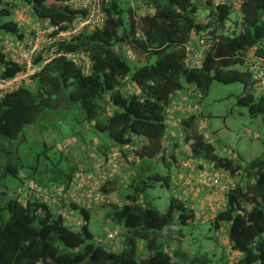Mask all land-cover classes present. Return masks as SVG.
Returning <instances> with one entry per match:
<instances>
[{
  "label": "trees",
  "instance_id": "16d2710c",
  "mask_svg": "<svg viewBox=\"0 0 264 264\" xmlns=\"http://www.w3.org/2000/svg\"><path fill=\"white\" fill-rule=\"evenodd\" d=\"M21 1L39 26L44 20L56 25L43 32L49 36L83 10L69 0ZM99 5L100 26L82 27L69 38L46 42L31 56L39 68L29 81L0 95V264H214L206 252L189 256L169 243H176L182 224L194 221L192 190L185 196L180 189L178 195L171 194L163 211L146 196L154 181L170 183L169 171L160 173L158 164L185 171L202 167L204 161L240 178L221 192L223 200L208 218L216 229L225 224L221 230L236 254L234 264H264V149L242 166L232 162L203 136L194 113L177 119L185 165L175 161L179 141L173 140L169 149L164 142L174 126L167 127L168 101L182 89V80L193 83L201 95L212 80L238 81L242 89L236 103L251 114L264 113V81L256 77L264 66V0H99ZM230 5L238 11L232 26L227 23ZM14 7V2L0 0V78L13 76L24 65L3 50V34H13L18 41L25 35L12 16ZM194 40L202 45L197 62L189 59L188 44ZM48 52L52 55L44 60ZM127 58L137 64L131 67ZM129 82L133 91L125 90ZM252 89L259 91L256 99ZM73 103L83 108V118L95 130L105 132L123 153H132L121 178L114 173L99 184L106 194L120 190L121 200L111 210L120 225V252L90 240L88 206L46 194L52 189L46 197L36 191L8 193L7 176L21 179L22 127L45 107ZM64 206L79 213L77 229L56 211ZM136 238L147 249L139 257L134 256Z\"/></svg>",
  "mask_w": 264,
  "mask_h": 264
},
{
  "label": "rangeland",
  "instance_id": "374dc122",
  "mask_svg": "<svg viewBox=\"0 0 264 264\" xmlns=\"http://www.w3.org/2000/svg\"><path fill=\"white\" fill-rule=\"evenodd\" d=\"M7 1L15 3L12 16L18 21L25 35L27 34V38L33 39L31 29L33 26L38 27L40 23L32 15L30 7L21 0ZM217 1L219 0H215ZM228 1L230 3V0ZM230 7L227 23L232 26L231 22L238 16V11L235 6ZM200 12L204 13V10H199ZM47 36H42L38 46L41 43L44 45ZM19 41L13 34H3V50L16 53L24 49L27 46L26 41L25 46L19 45ZM188 46L193 50L189 54L200 51L202 47L197 40L189 42ZM35 51H32L30 58ZM124 55L129 53L125 52ZM192 61L197 62L195 59ZM127 62L131 67L135 63L129 58ZM256 67L257 64H254L253 69ZM260 70L264 78V66H261ZM182 84V89L168 101L167 127H172V124L174 126L168 131V142L164 140L167 149L175 139L181 144L179 148L175 147L178 152L175 160L177 163L185 165L181 156L186 152L185 144L181 142L182 137L176 135L179 131L177 119L188 113L196 115L195 123L198 129L213 144L215 151L229 157L232 162L242 166L250 158L261 154L264 149V113L251 114L245 105L236 103V94L242 89L240 82L222 83L212 80L203 95L195 89L193 83L182 80ZM131 86L132 83H126L125 90L133 91L134 86L132 89ZM252 93L256 99L259 91L252 89ZM83 115V108L77 103L45 107L34 122L22 127L18 142L19 160L22 162L19 169L21 179L7 176L8 193L19 191L23 195L26 191L33 194L36 191L43 197H46V194H57L65 203L73 200L88 206L87 225L91 233L90 240L104 245L111 251L120 252L123 248L120 225L111 217L112 208L121 200L120 190L114 188L106 194L99 190V184L105 177L114 173L121 178L128 168L132 153H123L119 145L114 144L105 132L95 130ZM186 166L189 168L187 164ZM209 166L210 164L204 161L202 167L195 165L194 168L179 171L173 165L168 170L166 165L158 164L156 169L160 173L169 171L170 183L167 186L161 181H154L146 188V196L159 211H163L171 194L178 195L177 190L180 189L178 191L185 196L192 190L193 196L189 205L194 210V221L182 224V234L178 235V241L169 243L184 250L189 256L206 252L214 264H234L236 254L228 248L226 233L221 230L225 224L216 229L208 218L223 200L221 192L230 186L233 180L240 178L238 174L230 177L224 170ZM175 169L176 172L173 173ZM118 187L121 189L120 185ZM47 189H52V192H47ZM46 199L49 201L48 197ZM56 211L65 217V224L74 229L78 228L80 215L76 210L64 206L56 207ZM146 252L143 242L136 238L134 256L139 257ZM221 257L225 261L218 259Z\"/></svg>",
  "mask_w": 264,
  "mask_h": 264
},
{
  "label": "built area",
  "instance_id": "2783aa9c",
  "mask_svg": "<svg viewBox=\"0 0 264 264\" xmlns=\"http://www.w3.org/2000/svg\"><path fill=\"white\" fill-rule=\"evenodd\" d=\"M68 3L77 8H83V10L74 16L68 25L65 28L58 29L56 33L51 36H48L45 42L54 39H64L69 38L70 35L75 34L82 27H86L87 29H92L94 26H100L102 23L103 13L100 9L99 0H69ZM44 26L38 27L36 29V36L41 38V34L43 32H48L51 30H55L56 25H46V20H44ZM40 36V37H39ZM201 42L202 40L199 39ZM27 48L19 50L17 54H13L12 57L18 61L23 62V68L16 74L7 78H0V95L5 91H8L16 86L27 83L30 79V75L39 68V64L33 63L31 58L29 57L32 53L33 49L38 47L36 42H29ZM42 45V44H41ZM41 45L39 47H41ZM52 55V52H48V54L43 56V59L46 60L49 56ZM43 60V61H44ZM256 77L260 78V81L263 82V73L261 70L256 72Z\"/></svg>",
  "mask_w": 264,
  "mask_h": 264
},
{
  "label": "clouds",
  "instance_id": "9594fccd",
  "mask_svg": "<svg viewBox=\"0 0 264 264\" xmlns=\"http://www.w3.org/2000/svg\"><path fill=\"white\" fill-rule=\"evenodd\" d=\"M38 27H42V26H38ZM38 27L33 26L34 31H32V32H33V34H34V37H33V39H31V37H30V38H26V45H27V46H26L25 48H27L28 45H29L28 41H29V42H33V41H35L36 44H37L38 42L40 43V42L42 41L41 39H43L42 36L44 35V33L41 34V38L36 39V38H37V36H36V29H37ZM48 36H49V35H48ZM48 36H47V37H48ZM39 37H40V36H39ZM45 43H46V42H44V44H45ZM41 44L43 45V43H41ZM41 44H39V46H40ZM42 45H41V46H42ZM37 46H38V44H37ZM39 46L36 47V48H34L33 51H34V50H37V49H40ZM25 48H24V49H25ZM20 50H22V49H20ZM18 52H19V51H17L15 54H17ZM13 54H14V53H13ZM259 70H260V69H259ZM257 71H258V70H257ZM257 71H256V72H257ZM261 83H263V82H261Z\"/></svg>",
  "mask_w": 264,
  "mask_h": 264
},
{
  "label": "crops",
  "instance_id": "0c3cea01",
  "mask_svg": "<svg viewBox=\"0 0 264 264\" xmlns=\"http://www.w3.org/2000/svg\"><path fill=\"white\" fill-rule=\"evenodd\" d=\"M32 31H34V28L31 29ZM26 38H27V34L23 36V39L22 41H19V45H22V46H25L24 43L26 41ZM193 50H190V52H192ZM194 54V56H193ZM193 54H189V59L190 60H198L199 56H200V51L199 50H196L195 52H193ZM133 88V86H131V89Z\"/></svg>",
  "mask_w": 264,
  "mask_h": 264
}]
</instances>
